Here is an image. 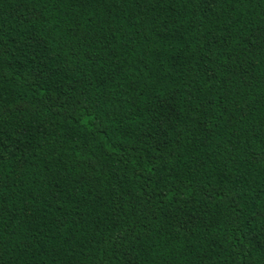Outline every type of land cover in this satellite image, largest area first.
<instances>
[{
    "label": "trees",
    "instance_id": "trees-1",
    "mask_svg": "<svg viewBox=\"0 0 264 264\" xmlns=\"http://www.w3.org/2000/svg\"><path fill=\"white\" fill-rule=\"evenodd\" d=\"M0 264H264V0H0Z\"/></svg>",
    "mask_w": 264,
    "mask_h": 264
}]
</instances>
